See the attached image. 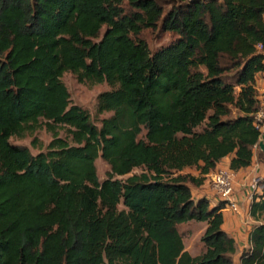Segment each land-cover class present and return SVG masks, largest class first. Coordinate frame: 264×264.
<instances>
[{
	"label": "trees",
	"instance_id": "trees-1",
	"mask_svg": "<svg viewBox=\"0 0 264 264\" xmlns=\"http://www.w3.org/2000/svg\"><path fill=\"white\" fill-rule=\"evenodd\" d=\"M158 25L177 38L150 53L138 36ZM263 70L264 0H0V264H235L222 205L192 189L226 157L251 165ZM68 71L113 87L100 128L71 105ZM42 124L46 152L10 143ZM249 215L239 264H264V182ZM191 221L207 224L201 256L179 231Z\"/></svg>",
	"mask_w": 264,
	"mask_h": 264
},
{
	"label": "rangeland",
	"instance_id": "rangeland-1",
	"mask_svg": "<svg viewBox=\"0 0 264 264\" xmlns=\"http://www.w3.org/2000/svg\"><path fill=\"white\" fill-rule=\"evenodd\" d=\"M121 7L123 8V10H130L127 2H123ZM169 8L170 5L165 6L166 11ZM104 32L105 27L101 29L100 36L96 40H99L103 36ZM176 38L177 36L173 33L162 32L160 29V25H158L155 30L144 29L138 36V39L144 40L147 43L150 53L168 46ZM61 81L68 91L71 105L78 106L82 110H84L89 115L91 122L96 127L100 128L101 121L112 115L111 112L99 113L97 110V101L98 96L101 93L110 91L113 89V87H110L105 82L98 84L87 80L79 81L78 76L69 71L65 72L62 75ZM210 113L211 112H209V114ZM205 124L206 122H204L201 126L195 128L194 132H202ZM56 127L59 137L72 144L71 137L68 134L69 128L67 126ZM144 135L145 130H142L139 138H142ZM51 140V133L47 131L45 126H43L42 124V127L37 129L33 134L26 135L23 138L12 137L9 141L13 145L27 147L31 154L36 155L39 152H46L47 146ZM95 168L97 177L99 181L102 182L107 177L109 167L101 158H97L95 161ZM188 170H186V172H188ZM189 171L194 172V170L192 169H190ZM142 172L143 170L141 168H136L130 174L117 178L125 180L127 177L133 174H140ZM119 209H123L122 205L119 206ZM259 219L260 222L264 223V216L260 217ZM206 226V223L191 221L188 223H184L179 227L184 248L192 257L201 256L205 252V246L201 242V237L206 229ZM240 253L241 251L237 252L233 258L235 264H239L238 257Z\"/></svg>",
	"mask_w": 264,
	"mask_h": 264
},
{
	"label": "crops",
	"instance_id": "crops-1",
	"mask_svg": "<svg viewBox=\"0 0 264 264\" xmlns=\"http://www.w3.org/2000/svg\"><path fill=\"white\" fill-rule=\"evenodd\" d=\"M255 87L258 94L257 98L259 102H261L262 95L264 93V70L259 75H257ZM258 151L261 150L259 148L254 149V156L249 167L234 172L235 179L238 183L249 186L256 178L264 179V162L258 160ZM230 160L231 157L224 158L222 161H220L218 167L229 169ZM185 173H190L193 176L198 175L197 171L192 172L188 170V172L185 171ZM206 187L207 184L205 181L201 187L192 189V196L194 198L203 197V195L206 193ZM260 193L261 192H258V196ZM250 205L251 200L246 195H243L240 203L241 213L239 215H234L228 211L222 212V230L234 239L236 244V253L248 247V235L251 226L254 224V222L249 217Z\"/></svg>",
	"mask_w": 264,
	"mask_h": 264
},
{
	"label": "built area",
	"instance_id": "built-area-1",
	"mask_svg": "<svg viewBox=\"0 0 264 264\" xmlns=\"http://www.w3.org/2000/svg\"><path fill=\"white\" fill-rule=\"evenodd\" d=\"M256 121L262 136L264 134V93L260 102L259 111L256 114ZM261 136L259 142L261 141ZM259 142L254 146V149L259 148ZM234 172L230 169L219 167L208 174L206 176V193L203 197L212 201V205L221 204V212L228 211L234 215H239L241 213L239 203L241 202L242 196L246 195L252 202L253 197L255 195L258 196V192H261L259 195L262 194L264 179L256 178L249 186H246L236 181Z\"/></svg>",
	"mask_w": 264,
	"mask_h": 264
},
{
	"label": "water",
	"instance_id": "water-1",
	"mask_svg": "<svg viewBox=\"0 0 264 264\" xmlns=\"http://www.w3.org/2000/svg\"><path fill=\"white\" fill-rule=\"evenodd\" d=\"M259 149L264 153V134L261 136V141L258 144Z\"/></svg>",
	"mask_w": 264,
	"mask_h": 264
}]
</instances>
